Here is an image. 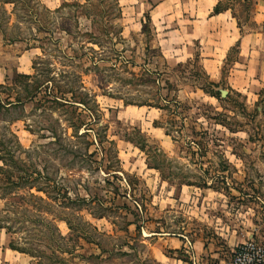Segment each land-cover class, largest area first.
Returning a JSON list of instances; mask_svg holds the SVG:
<instances>
[{
	"label": "rangeland",
	"instance_id": "374dc122",
	"mask_svg": "<svg viewBox=\"0 0 264 264\" xmlns=\"http://www.w3.org/2000/svg\"><path fill=\"white\" fill-rule=\"evenodd\" d=\"M22 1L5 35L27 41L0 34V192H12L0 198L11 227L0 231V264H178L189 255L163 245L172 234L239 241L208 264H229L249 239L264 246V84L253 64L232 67L236 48L223 62L233 43L224 20L200 26L201 44L180 43L163 34L196 15L191 0L159 7L157 21L169 18L156 37L141 26L147 0ZM259 1L220 8L252 35L264 27L253 21ZM255 45L264 52L251 37L242 49ZM15 74L32 78L15 86ZM8 238L33 256L12 254Z\"/></svg>",
	"mask_w": 264,
	"mask_h": 264
},
{
	"label": "crops",
	"instance_id": "0c3cea01",
	"mask_svg": "<svg viewBox=\"0 0 264 264\" xmlns=\"http://www.w3.org/2000/svg\"><path fill=\"white\" fill-rule=\"evenodd\" d=\"M180 1L181 0H178L179 3H180ZM191 1H193L194 5H195L196 12H197V13H195L196 15L195 16L193 15L190 17L188 24L181 25L180 21H177V23H179V24H177V25L175 24L171 30H167V32L163 34V38L165 39V41H169V39H168L169 37H179L180 39H182V41L179 39L180 43H185L186 39H191V41L193 43H196L197 41H199V43L201 44L200 39L202 36V31L199 30L200 26L203 24H206L208 22L210 23L213 20H217V19L222 20L223 19L224 20L223 24L225 25V26H223V28L228 26V28H227L228 38L226 37L228 40V43H229V41H233V43H230L229 46L225 47L224 51H222L221 58L223 59V62L225 63V61L227 60V57L229 56L230 50L233 48H236V50H238L236 52L237 56L235 57V59H233L232 67L240 68L241 63L246 62V64H248L247 66L251 67L252 69H253V67L259 68L257 70V75H254V77L257 79V81L259 83H262V85H263L264 84V52L262 51L263 50L262 47L255 45L254 48L250 47L249 50L244 51L242 49V45L244 44L245 40H250V37H251L252 40H255V43L260 42L262 44V46L264 47V27H263V29H261L262 27L256 28L257 30H255L254 32L253 31L251 32V33H253L252 35H250V32L244 33L242 26H240L238 24V20L236 19V17L234 15L229 14L228 9H226V8L221 9V12L218 14L213 13L215 6L218 5L221 2V0H191ZM165 2H166V0H156V1L147 0V3L150 4V7H149V11L145 12L144 14H148L150 16L151 24L154 25L152 28H153L155 34H156V32H158V29L156 27L157 25L155 23H157V22L163 23L162 20L169 16V14H166L165 17H159L158 21L156 18L157 14L155 16V12H157L159 7L162 4H164ZM260 8L264 9V0H260L259 2H257L256 9H255L254 14H253V21L256 25L259 23H261L260 25H264V11L262 12L260 10ZM200 14H201V16H200ZM258 16L261 19H258ZM202 18L204 19V21H201ZM173 21H176V19L173 18ZM154 27L156 28V30ZM211 30H212L211 34H209V35L212 36V35H214L213 32L216 30V28H212ZM155 34H154L155 37L158 36V34H156V35ZM216 35L218 37L221 34H219L217 32ZM162 49H163V47H162ZM172 49L175 51V53L181 54L186 49V47L178 44V47L173 46ZM177 55H179V54H177ZM244 56H245V58H244ZM175 60H180V58H175ZM202 61L211 62V59H205V60L203 59ZM179 62L180 61H178L176 64L178 65ZM249 64H251V65H249ZM252 64H253V67H252ZM263 88L260 91H262ZM257 96H259V94H257ZM1 230L2 229H0V231ZM152 235H158L159 237L161 236V238H159L158 240L163 241L165 239L164 238L165 235H167V234L161 233V232H156L155 234H152ZM0 236H1V233H0ZM172 236L173 237H171L168 241L164 242L163 245L166 246V244L167 243L169 244V242H170V244L168 245L167 248H170L171 250H173L174 251L173 253H175L174 254L175 256L177 253H182V254L184 253V254L189 255V257L181 255V257L175 259L174 261L178 264H196V261L197 262L201 261V264H208L207 261H209L210 259L220 258L223 255H225L224 253L226 250L229 251V249H230V251H232L231 245L234 243L237 244L239 242L238 240L237 241L234 240V241H232L233 243L231 244L230 241H228L226 238H224V248H222L220 244L218 246V244H216V243L213 244L212 241H208L207 239H204L202 237H199V238L196 237L195 239H191V243H190L188 240V237L183 236L182 234H172ZM0 238L3 239L2 236ZM5 243L9 246L10 239L8 238L7 240H5ZM189 248L193 251V255H191V256L189 253ZM2 251H3V248H2ZM4 251L6 252V249H4ZM9 251L12 254L16 253L18 255L26 256V254L19 253L17 251H13L11 249ZM6 254H3V255H6ZM184 257L189 258L187 260L190 263L182 260V258H184ZM10 259H11V257H10ZM198 264H200V263H198Z\"/></svg>",
	"mask_w": 264,
	"mask_h": 264
},
{
	"label": "trees",
	"instance_id": "16d2710c",
	"mask_svg": "<svg viewBox=\"0 0 264 264\" xmlns=\"http://www.w3.org/2000/svg\"><path fill=\"white\" fill-rule=\"evenodd\" d=\"M115 3L118 4V0H115ZM18 4H21V6H24V7H23L24 9H27V8H28V5H26L27 3H24V1H22V0H0V6H1V7H0V16H4V17H6V19H5V23L2 24V23H1V20H0V34L3 35L2 38H1V40H2V42H4L5 44H13V43H18V42H25V41H27V40H25V39H23V38H20V37H9V38H7L6 35H5V34H6L5 29H6V27H7V26L9 25V23H10V20H11L12 14L17 15L16 13H17V6H18ZM34 4L40 6V1H39V0H35ZM7 5H11V6L13 7V8H12V11H11L9 14L7 13V10L5 9V6H7ZM64 6H65V5H64ZM30 8H31V7H30ZM220 12H221V8H220V3H219L218 5L215 6V8H214V10H213V13H214V14H218V13H220ZM29 15L32 16V15H34V14H30V11H29ZM143 18H144V21L141 22V26H142V30L144 31V29H146V28H150L149 26L151 25V19H150V16H149L148 14H144V15H143ZM31 78H32L31 75L15 74L14 77H13L12 82H13V85H15V86L20 85V84L28 85L29 82H30V80H31ZM43 85H44V82L41 83V85L37 86V87L34 89V92L38 94V91L40 92L41 88H43ZM209 85H210L211 87H217V86H218V84H215V83H212V82H210ZM81 88H82V87H81ZM30 93H31V94H30ZM30 93H28L24 98L16 97V98L14 99V101H9L8 104H13V102H16L15 105H20V104H22V102H23L24 100H26V99H28V101H30V100L34 97V95H35V93H33V92H30ZM207 93H208V95L211 96V97H215L216 94H217V93H215V92H213V91H208ZM214 93H215V94H214ZM87 109H88V108H87ZM90 110H91V109H90ZM263 112H264V111H263ZM214 120L216 121V119H214ZM155 125H156V123H155ZM157 127H158V126H157ZM197 145H201V144L197 143ZM1 152H2V150H1V147H0V161L4 163L5 160H4L3 155H1ZM3 172H4V169H3L2 167H0V176H1V174H2ZM5 174H6L7 181H8L9 183L13 184L12 181H11L12 175L9 174V172H6ZM21 179H23V178H21ZM1 180H2V179L0 178V181H1ZM223 184H224V183H223ZM203 186H204V187H208V185H207V181L203 183ZM38 190H40V189L38 188ZM38 192H40V191H38ZM11 193H12V192L10 191L9 193H7V194L5 195L4 193L0 192V198H4V197H6V196H11V195H12ZM30 195H31V197L35 198V196H34L33 194H30ZM38 199H39V200H42V199H40V198H38ZM4 228L8 231L7 233H10V232H11V227L8 226V225H3V224H2V221H0V229H4ZM254 241H255V240H254ZM9 248H10L11 250H13V251H17V252H19V253H23V254L29 255L30 257L33 256L32 253H31V251L16 246V245L14 244V241H11V242H10V244H9ZM30 264H33V263L31 262Z\"/></svg>",
	"mask_w": 264,
	"mask_h": 264
},
{
	"label": "built area",
	"instance_id": "2783aa9c",
	"mask_svg": "<svg viewBox=\"0 0 264 264\" xmlns=\"http://www.w3.org/2000/svg\"><path fill=\"white\" fill-rule=\"evenodd\" d=\"M229 264H264V246L253 239L238 244Z\"/></svg>",
	"mask_w": 264,
	"mask_h": 264
},
{
	"label": "water",
	"instance_id": "95a60500",
	"mask_svg": "<svg viewBox=\"0 0 264 264\" xmlns=\"http://www.w3.org/2000/svg\"><path fill=\"white\" fill-rule=\"evenodd\" d=\"M222 95H226V91H223V92H222Z\"/></svg>",
	"mask_w": 264,
	"mask_h": 264
}]
</instances>
